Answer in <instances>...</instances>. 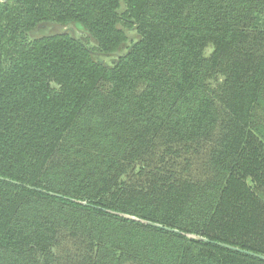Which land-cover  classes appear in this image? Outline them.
Segmentation results:
<instances>
[{"label":"trees","instance_id":"16d2710c","mask_svg":"<svg viewBox=\"0 0 264 264\" xmlns=\"http://www.w3.org/2000/svg\"><path fill=\"white\" fill-rule=\"evenodd\" d=\"M42 23L94 44L31 37ZM122 48L110 65L92 57ZM258 255L264 0L0 3V264Z\"/></svg>","mask_w":264,"mask_h":264},{"label":"rangeland","instance_id":"374dc122","mask_svg":"<svg viewBox=\"0 0 264 264\" xmlns=\"http://www.w3.org/2000/svg\"><path fill=\"white\" fill-rule=\"evenodd\" d=\"M52 33H68L71 36L82 40V42H84L89 48H91L94 44L92 39L87 36L86 32L75 24L60 25L56 23H42L38 25L30 33V36L35 37L45 34H52ZM128 37L130 40L136 38V34L134 30L128 31ZM125 49L126 48H122L118 50L116 53L107 54V55L102 53H97L96 51H92V57L102 62L105 65H110L119 54L125 51Z\"/></svg>","mask_w":264,"mask_h":264},{"label":"water","instance_id":"95a60500","mask_svg":"<svg viewBox=\"0 0 264 264\" xmlns=\"http://www.w3.org/2000/svg\"><path fill=\"white\" fill-rule=\"evenodd\" d=\"M120 215L123 216V217H125V218H127V219H131V220H134V221H138V222H140V223H142V224H145V225H149V226H153V227H158V228H163V229H166V230H170V231L178 232V231H176V230H174V229H170V228H167V227L161 226L160 224H157V223H154V222H151V221H148V220H144V219L136 218V217H134V216L125 215V214H120ZM185 235H186L187 237H189V238H194V239H198V240H206V239L203 238V237H200V236H197V235H193V234H188V233H186ZM226 246H227V247H230V246H228V245H226ZM231 248H233V247H231ZM233 249H236V250H237V248H233ZM258 257H260L261 259L264 260V256L258 255Z\"/></svg>","mask_w":264,"mask_h":264},{"label":"crops","instance_id":"0c3cea01","mask_svg":"<svg viewBox=\"0 0 264 264\" xmlns=\"http://www.w3.org/2000/svg\"><path fill=\"white\" fill-rule=\"evenodd\" d=\"M3 0H0V3L2 2Z\"/></svg>","mask_w":264,"mask_h":264}]
</instances>
